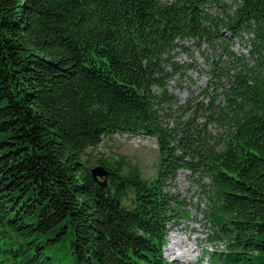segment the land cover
Instances as JSON below:
<instances>
[{
    "label": "trees",
    "instance_id": "1",
    "mask_svg": "<svg viewBox=\"0 0 264 264\" xmlns=\"http://www.w3.org/2000/svg\"><path fill=\"white\" fill-rule=\"evenodd\" d=\"M203 46L210 100L176 107ZM114 135L156 141L152 180L92 156ZM180 170L221 263L264 264V0H0V264H169Z\"/></svg>",
    "mask_w": 264,
    "mask_h": 264
},
{
    "label": "rangeland",
    "instance_id": "2",
    "mask_svg": "<svg viewBox=\"0 0 264 264\" xmlns=\"http://www.w3.org/2000/svg\"><path fill=\"white\" fill-rule=\"evenodd\" d=\"M219 52L218 50L217 53ZM184 81L187 80L184 79ZM193 87L195 91L203 88L198 83ZM217 100L224 105L225 101L222 100L221 96ZM214 108L216 107L213 106ZM157 150V144L153 138L114 135L104 139L91 154L94 157L108 160L123 156L129 164L135 166L144 179L152 180L158 165ZM96 167L98 166L92 168L95 169ZM190 176V173L180 171L176 179V190L182 198H186L189 202V205L182 209L188 216L177 219L171 225L172 229L167 238L168 245L165 251L167 262L169 264L176 262H182V264H222L218 255L224 251L225 244L209 240V224L199 211L200 206L204 208L202 205L203 198ZM202 183L208 184L209 181L204 180ZM188 190H191L190 193Z\"/></svg>",
    "mask_w": 264,
    "mask_h": 264
},
{
    "label": "built area",
    "instance_id": "3",
    "mask_svg": "<svg viewBox=\"0 0 264 264\" xmlns=\"http://www.w3.org/2000/svg\"><path fill=\"white\" fill-rule=\"evenodd\" d=\"M205 46H203L204 48ZM230 48L235 51V52H238V53H242V54H247L248 50L251 48V45H250V41H249V37L248 36H244L243 38H236L234 39V45L230 46ZM193 56H194V59H195V62L197 63V65L199 66L198 68H205L204 67V59H203V55L195 50L193 52ZM178 61L180 60V63H184L185 61H188L190 59V55L187 54V55H180L179 58H177ZM190 74V73H194V74H197V69H190L187 74ZM201 76H202V79H200L199 82H197L198 84H200L202 87H206L207 85V79H208V73L205 69H201ZM194 78V76H193ZM184 79H186L187 81L185 82ZM178 80L180 82H184V83H189L188 79L187 78H181L179 77L178 75ZM195 80V78H194ZM168 88H169V91L173 94L176 93V85L174 83H171L168 85ZM194 95V96H197L199 94V92H195V93H188L187 96H186V99L188 97H190L191 95ZM201 99H203L205 101V103H207V98L205 96H201Z\"/></svg>",
    "mask_w": 264,
    "mask_h": 264
},
{
    "label": "bare ground",
    "instance_id": "4",
    "mask_svg": "<svg viewBox=\"0 0 264 264\" xmlns=\"http://www.w3.org/2000/svg\"><path fill=\"white\" fill-rule=\"evenodd\" d=\"M180 56V55H179ZM179 56H178V58H179ZM176 62H178V59L176 60ZM170 69H172V63H171V66H169V67H167V71H168V73L169 74H171V76L169 77V79H168V81H167V83H168V85L169 84H171V83H174L175 85H176V93L174 94V96L175 97H177L178 98V103H177V106L176 107H178L179 105H182L184 102H185V99H186V96H185V94H187V90H186V88L187 87H190L192 90H194L195 91V88L193 87L196 83H194V84H189V83H183V88H179V87H177V80H178V74H176L175 72H171L170 71ZM204 88V87H203ZM203 88H199V90L198 91H195V92H200ZM155 89H157V87H155ZM154 89V90H155ZM218 101V100H217ZM178 248L180 249V247L178 246ZM77 254H79V253H77Z\"/></svg>",
    "mask_w": 264,
    "mask_h": 264
},
{
    "label": "water",
    "instance_id": "5",
    "mask_svg": "<svg viewBox=\"0 0 264 264\" xmlns=\"http://www.w3.org/2000/svg\"><path fill=\"white\" fill-rule=\"evenodd\" d=\"M92 175L94 176V178H102L106 174L103 171H101L100 169L95 168L92 170Z\"/></svg>",
    "mask_w": 264,
    "mask_h": 264
}]
</instances>
